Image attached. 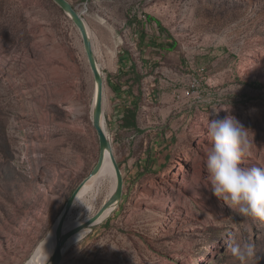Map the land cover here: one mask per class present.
Here are the masks:
<instances>
[{
	"label": "rangeland",
	"instance_id": "1",
	"mask_svg": "<svg viewBox=\"0 0 264 264\" xmlns=\"http://www.w3.org/2000/svg\"><path fill=\"white\" fill-rule=\"evenodd\" d=\"M67 1L90 32L124 187L61 264H240L230 242L254 244L248 264H264V222L213 196L205 166L209 113L250 129L243 166L264 167V0ZM94 90L81 36L52 0H0V264L27 262L95 166ZM106 190L70 219L96 214Z\"/></svg>",
	"mask_w": 264,
	"mask_h": 264
},
{
	"label": "clouds",
	"instance_id": "2",
	"mask_svg": "<svg viewBox=\"0 0 264 264\" xmlns=\"http://www.w3.org/2000/svg\"><path fill=\"white\" fill-rule=\"evenodd\" d=\"M230 104L213 111H230ZM211 141L206 159L207 179L212 195L241 217L264 222V167H245L243 160L250 155L254 133L232 115L223 119H205ZM230 253L240 264L256 257L255 245L229 243Z\"/></svg>",
	"mask_w": 264,
	"mask_h": 264
},
{
	"label": "water",
	"instance_id": "3",
	"mask_svg": "<svg viewBox=\"0 0 264 264\" xmlns=\"http://www.w3.org/2000/svg\"><path fill=\"white\" fill-rule=\"evenodd\" d=\"M52 1L71 19V21L77 28L81 36L84 53H85L90 71L93 76L94 84L96 86V97H95V103H94V107L92 111V124H93V127L98 137L100 151H99L97 162L95 166L93 167L92 171L90 172L89 176L96 174L100 170L103 164V160H104V152L109 151L111 161L113 164V168H114L115 177H116L114 192L109 197V199L103 204V206L100 208L98 213L92 216L91 218H88L85 222L73 228L72 230L63 232L64 220L67 214L70 212V209L72 208V205L74 203L78 190L81 186V183L83 182L79 184V186L75 189V191L72 193V195L67 200L65 207L59 216V221L56 224V244H55L52 256L50 258V263H49V264H61L63 254L65 252L64 247L68 239L72 235L76 234L82 229L90 230L96 225H98V223L95 224V222L100 217V215L109 207L117 205L119 203L122 197V193H123L124 179H123L121 168L113 154L111 141L109 140L106 132L104 131L101 125L102 117H103L104 122H106V119L103 113L104 78L96 62L94 49H93V43H92L90 34L88 32V27L84 19L82 18L81 14L78 11H76V9L67 0H52Z\"/></svg>",
	"mask_w": 264,
	"mask_h": 264
},
{
	"label": "bare ground",
	"instance_id": "4",
	"mask_svg": "<svg viewBox=\"0 0 264 264\" xmlns=\"http://www.w3.org/2000/svg\"><path fill=\"white\" fill-rule=\"evenodd\" d=\"M88 32H89V30H88ZM89 34H90V32H89ZM98 68H99V66H98ZM99 70H100V68H99ZM95 97H96V86H95V90H94L93 103H92L91 110H90L91 116H92V111H93V107H94V103H95ZM101 125L107 134L103 117L101 119ZM107 136H108V134H107ZM109 140H110V138H109ZM115 178L116 177H115L114 168H113V164H112L111 157H110V152L105 151L103 164H102L100 170L94 175H91V176L88 175L82 181L83 183H81V186L78 190V193L76 195L74 203H78L81 205L85 204L86 210L91 211L93 208L94 202L97 200L99 195H101L104 188L107 187V190L105 192L108 194L107 200L112 195V193L114 192V189H115ZM115 209H116V205L111 206L108 209H106L100 215V217L96 220L95 224H97V223L99 224V223L105 221L109 216L112 215V213L114 212ZM82 214H83V211L81 210L79 212V215H82ZM96 214H94V215H96ZM87 219L88 218L83 219V220H80V219L71 220L70 219V212H69L67 214L65 220H64L63 232H67V231L72 230L73 228H75V227L79 226L80 224H82L83 222H85ZM58 221H59V217L57 219L56 224L58 223ZM89 231H90L89 229H82L79 232H77L76 234L72 235L68 239V241L64 247V251H66L67 247H69L71 244L82 239ZM55 244H56V225H54L52 227V229L50 230V233L38 244V246L36 247L32 256L27 260V262L25 264H49L50 258L52 256V253H53V250L55 247Z\"/></svg>",
	"mask_w": 264,
	"mask_h": 264
},
{
	"label": "trees",
	"instance_id": "5",
	"mask_svg": "<svg viewBox=\"0 0 264 264\" xmlns=\"http://www.w3.org/2000/svg\"><path fill=\"white\" fill-rule=\"evenodd\" d=\"M151 21H154L157 25V27L163 31L162 25L155 19H153L151 16H146V22L149 23ZM141 35H143V32H141ZM142 40H145V36L141 37ZM170 43L159 45L161 49H166V45L168 47V50L171 51L175 48L176 42L174 40H170ZM137 105L134 103L132 104V107L126 108V113L124 115L123 120V126L126 128H134L136 129V116H137Z\"/></svg>",
	"mask_w": 264,
	"mask_h": 264
}]
</instances>
